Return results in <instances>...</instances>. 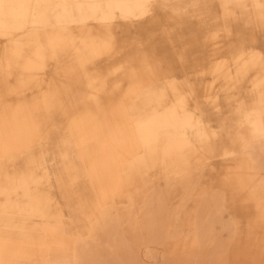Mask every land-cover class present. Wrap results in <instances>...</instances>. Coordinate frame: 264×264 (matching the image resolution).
<instances>
[{
    "label": "rangeland",
    "instance_id": "374dc122",
    "mask_svg": "<svg viewBox=\"0 0 264 264\" xmlns=\"http://www.w3.org/2000/svg\"><path fill=\"white\" fill-rule=\"evenodd\" d=\"M94 1L104 10L122 6ZM87 6V0L69 3L78 21L86 20ZM154 15L162 34L144 37L142 47L157 64L164 62L161 52L172 51L175 72L187 81L210 78L213 61L229 60L239 50L264 56V0H160ZM78 54L59 53L56 69L50 72L42 62L30 74L16 57L0 59V99L38 78L49 93L34 118L40 144L22 157L0 160V205L12 227L55 233L50 258L36 264H264V140L236 154L245 118L264 108V93L251 88L253 72L209 110L217 146L210 170L197 153L165 144L176 129L158 123L157 100H148L140 116L147 119L148 138L141 136L117 195L101 201L52 88L71 91L77 101L83 75H100L99 66L79 68ZM61 71L69 83L60 80ZM34 201L45 217L23 219Z\"/></svg>",
    "mask_w": 264,
    "mask_h": 264
},
{
    "label": "bare ground",
    "instance_id": "6f19581e",
    "mask_svg": "<svg viewBox=\"0 0 264 264\" xmlns=\"http://www.w3.org/2000/svg\"><path fill=\"white\" fill-rule=\"evenodd\" d=\"M72 1L0 0V59L16 57L24 62L28 74L40 70L38 65L43 62L51 72L58 66L56 55L70 50L79 53V68L99 66L100 75L85 73L75 87L80 100L74 101V93L52 85L76 151L96 183L97 198L104 201L117 195L120 175L142 147L141 136L148 138L147 119L140 121L148 100H157L158 123L176 129V135L165 144L197 153L204 169L210 170L217 146L209 110L250 72L254 74L251 88L264 93V56L255 49L239 50L229 60L213 61L206 72L210 78L187 81L175 72L172 51L161 52L164 62L157 64L142 47L144 37L162 34L154 15L160 0H118L122 6L114 10L87 0L88 14L81 21L69 8ZM60 75L62 82H68L62 71ZM48 95L38 78L31 87L0 99V160L22 157L40 144L34 118L45 108ZM255 139L264 140V108L253 109L245 118L236 154L249 153ZM45 215L40 201H34L22 217ZM8 217L0 205V264L47 261L55 233L48 227L22 233L12 227Z\"/></svg>",
    "mask_w": 264,
    "mask_h": 264
},
{
    "label": "clouds",
    "instance_id": "9594fccd",
    "mask_svg": "<svg viewBox=\"0 0 264 264\" xmlns=\"http://www.w3.org/2000/svg\"><path fill=\"white\" fill-rule=\"evenodd\" d=\"M4 7H7V5H4Z\"/></svg>",
    "mask_w": 264,
    "mask_h": 264
}]
</instances>
